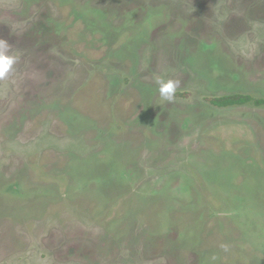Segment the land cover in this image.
<instances>
[{
  "label": "rangeland",
  "instance_id": "374dc122",
  "mask_svg": "<svg viewBox=\"0 0 264 264\" xmlns=\"http://www.w3.org/2000/svg\"><path fill=\"white\" fill-rule=\"evenodd\" d=\"M0 40V264H264V104L210 102L264 99V0H0Z\"/></svg>",
  "mask_w": 264,
  "mask_h": 264
},
{
  "label": "clouds",
  "instance_id": "9594fccd",
  "mask_svg": "<svg viewBox=\"0 0 264 264\" xmlns=\"http://www.w3.org/2000/svg\"><path fill=\"white\" fill-rule=\"evenodd\" d=\"M16 60V56L9 54L8 42L0 40V80L8 78L14 69ZM155 82L158 85L157 90L160 98L169 103L173 102L177 88L180 86V81L157 77Z\"/></svg>",
  "mask_w": 264,
  "mask_h": 264
},
{
  "label": "trees",
  "instance_id": "16d2710c",
  "mask_svg": "<svg viewBox=\"0 0 264 264\" xmlns=\"http://www.w3.org/2000/svg\"><path fill=\"white\" fill-rule=\"evenodd\" d=\"M210 102L219 107H227L232 105H239L245 103H254L255 105H263V98H253L250 95L235 94V95H225L219 97H213Z\"/></svg>",
  "mask_w": 264,
  "mask_h": 264
}]
</instances>
